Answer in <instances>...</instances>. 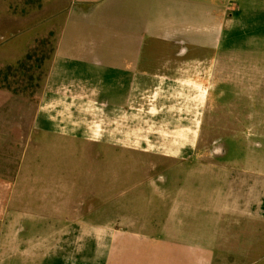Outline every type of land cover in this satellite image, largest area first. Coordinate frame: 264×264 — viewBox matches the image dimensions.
I'll return each mask as SVG.
<instances>
[{
  "label": "crops",
  "instance_id": "crops-1",
  "mask_svg": "<svg viewBox=\"0 0 264 264\" xmlns=\"http://www.w3.org/2000/svg\"><path fill=\"white\" fill-rule=\"evenodd\" d=\"M3 21L0 32L8 38L0 37V68L23 59L38 40L57 37L37 130L63 135L75 127H116L118 134L105 132L106 146L178 161L183 175L201 183L114 189L106 171L103 216L92 200L87 215L67 219L64 184L16 177L7 214L0 200V223L8 219V230H0V264H264V167H237L225 161L228 154L196 150L205 116L196 130L184 91L195 71L210 78L207 64L226 31H264V0H45L8 27ZM163 83L181 88L180 97L145 103V93ZM17 131L9 141L23 136ZM1 133L0 153L7 142ZM210 137L207 130L205 141ZM34 170L24 165L13 174H54ZM113 190L121 196L117 219Z\"/></svg>",
  "mask_w": 264,
  "mask_h": 264
},
{
  "label": "rangeland",
  "instance_id": "rangeland-1",
  "mask_svg": "<svg viewBox=\"0 0 264 264\" xmlns=\"http://www.w3.org/2000/svg\"><path fill=\"white\" fill-rule=\"evenodd\" d=\"M22 2L23 0H0V17L4 20L2 26L8 27L9 19L23 17L18 14L14 16L16 14L12 9ZM0 34V37L7 40V33ZM29 37L28 35L27 39ZM222 38L224 46L215 50L216 57L207 64L210 78H204L205 73H201V70L195 71L194 78L192 82L190 81L191 85L184 90L188 96L185 105L191 110L189 112L192 113L196 130L205 116L201 134L199 131L196 133L199 142L195 149L228 154L225 161L233 162L237 167L250 168L255 162L258 167H264V46L256 44L261 42L263 45L264 31L247 28L234 33L226 31ZM25 41L26 38L22 43H18V46H22ZM227 41L231 42L227 44ZM10 48L11 51L17 50L14 44ZM216 71L218 76L214 74ZM164 84L166 83L159 89L146 92L144 102L165 103L169 97H180L181 88ZM28 92L34 95L16 94L0 87L1 140H7L2 142L0 153L2 213L7 214L9 184L15 181L16 177L27 179L29 182H40L44 178L43 181L48 183L64 184L67 219H71L70 215L76 217L79 212L87 215L92 200L97 204L98 218L100 215L103 216L105 172L109 173L110 170L112 176L109 177H112L114 189L138 188L148 183L159 186L169 184L200 186L201 177L183 175L179 171L182 167H179L178 161L165 160L151 154L139 155L120 147L106 146L103 141L105 132L111 129L115 135L118 134L119 128L75 127L76 131L75 128H68L70 131L72 129L71 132L63 129L65 133L63 135L37 130L35 118L40 103V91L35 89ZM31 126L32 134L29 132ZM128 129L131 133L135 128ZM15 130L18 136L23 135L27 138L23 136L15 138L13 135V140L16 139L17 142L9 141L11 138L9 134ZM207 130L211 136L209 142L205 141ZM161 132L158 133V137L161 136ZM24 139L27 140L24 142ZM157 150L163 152L164 144ZM197 161L200 160L195 162ZM183 164L188 166L190 162ZM24 165L33 170L38 168L52 170L54 174L20 176L13 174L17 168ZM95 189L97 191H94ZM95 194L97 197L93 199ZM119 194V190H113L114 219L120 215V207L115 206L119 202L116 200L121 197ZM7 220L0 223L1 231L8 230ZM67 225L69 224L66 223Z\"/></svg>",
  "mask_w": 264,
  "mask_h": 264
},
{
  "label": "trees",
  "instance_id": "trees-1",
  "mask_svg": "<svg viewBox=\"0 0 264 264\" xmlns=\"http://www.w3.org/2000/svg\"><path fill=\"white\" fill-rule=\"evenodd\" d=\"M45 0H23L15 9L20 16L40 10ZM57 37L51 33L38 40L26 56L14 65L0 68V87L25 96H33L28 90H42L55 54Z\"/></svg>",
  "mask_w": 264,
  "mask_h": 264
}]
</instances>
